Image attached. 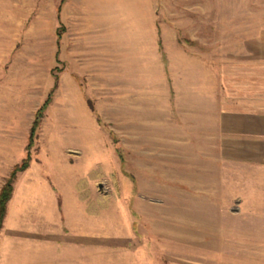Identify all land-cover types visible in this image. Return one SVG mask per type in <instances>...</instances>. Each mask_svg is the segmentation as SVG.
I'll return each mask as SVG.
<instances>
[{"label":"rangeland","instance_id":"1","mask_svg":"<svg viewBox=\"0 0 264 264\" xmlns=\"http://www.w3.org/2000/svg\"><path fill=\"white\" fill-rule=\"evenodd\" d=\"M106 1L0 0L3 185L31 155L25 179L50 184L57 231L85 237L88 255L102 238L100 264L122 260L110 252L128 240L129 264H264V167L225 159L209 93L224 59L264 30V0H152L157 46L130 42L109 59L102 22L117 11Z\"/></svg>","mask_w":264,"mask_h":264},{"label":"crops","instance_id":"2","mask_svg":"<svg viewBox=\"0 0 264 264\" xmlns=\"http://www.w3.org/2000/svg\"><path fill=\"white\" fill-rule=\"evenodd\" d=\"M113 1L116 2V16H107L102 22L103 36L100 42L105 52L103 55L109 59L113 47H117L119 51L120 48H127L130 42V48L142 50L157 46L160 25L157 24L156 12L150 8L152 0H149L147 11L139 3L137 8L134 3L129 5L130 0H123V5L120 4L122 0ZM113 20L115 37L112 35L113 30H110V22ZM77 41L76 46L74 45L77 55L75 59H80L83 41ZM98 42L96 38L87 39L84 45H89L88 48L92 50ZM244 46L245 56L224 59L220 75L221 90L217 88L212 91L210 87V99L216 107L214 128L218 145L226 160L264 167V30L254 41L247 42ZM211 78L214 80V75L210 77V83ZM30 168L18 175L13 196L8 203L0 233V264H88L90 257L95 258V264H100L98 260L103 258V252H98L96 248L99 247L97 243L102 248V238L93 239L95 250L88 255L86 247L81 244L85 237L57 231L54 216H57L58 210L51 186L43 177L25 179ZM0 181L1 191L4 181ZM88 183V180H83L80 184L83 198L89 197ZM40 184H43L41 187L46 192L37 196ZM101 202L102 198H99L98 204L101 205ZM48 210L52 211L53 216ZM126 242V245L117 244V247H128L126 250L110 252L113 259L134 257V252L129 249L131 240ZM122 260L112 263L129 264Z\"/></svg>","mask_w":264,"mask_h":264},{"label":"trees","instance_id":"3","mask_svg":"<svg viewBox=\"0 0 264 264\" xmlns=\"http://www.w3.org/2000/svg\"><path fill=\"white\" fill-rule=\"evenodd\" d=\"M50 99L42 106V108L38 111L36 119L33 123L30 135V143L29 147L34 144V140L36 137L37 129L41 123V119L43 118L44 112L48 106ZM31 155H28L21 165H17L15 169L12 171L10 177L7 179L5 184L3 185L0 191V230L3 226V222L7 213L8 203L11 200L14 192V184L17 178L18 173L25 171L30 166Z\"/></svg>","mask_w":264,"mask_h":264}]
</instances>
